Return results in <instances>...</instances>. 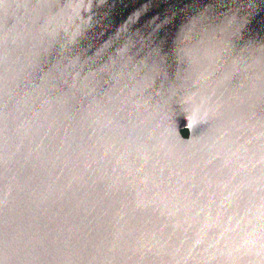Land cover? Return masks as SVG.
Segmentation results:
<instances>
[{"label": "water", "instance_id": "water-1", "mask_svg": "<svg viewBox=\"0 0 264 264\" xmlns=\"http://www.w3.org/2000/svg\"><path fill=\"white\" fill-rule=\"evenodd\" d=\"M0 264H264V0H0Z\"/></svg>", "mask_w": 264, "mask_h": 264}, {"label": "flooded vegetation", "instance_id": "flooded-vegetation-1", "mask_svg": "<svg viewBox=\"0 0 264 264\" xmlns=\"http://www.w3.org/2000/svg\"><path fill=\"white\" fill-rule=\"evenodd\" d=\"M183 135H185V136L187 135V130L185 131V133H183Z\"/></svg>", "mask_w": 264, "mask_h": 264}, {"label": "trees", "instance_id": "trees-1", "mask_svg": "<svg viewBox=\"0 0 264 264\" xmlns=\"http://www.w3.org/2000/svg\"><path fill=\"white\" fill-rule=\"evenodd\" d=\"M185 131H186V129H183V130H182V133H185Z\"/></svg>", "mask_w": 264, "mask_h": 264}]
</instances>
